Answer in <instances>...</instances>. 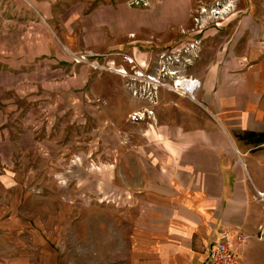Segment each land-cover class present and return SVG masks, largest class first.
<instances>
[{
	"label": "crops",
	"instance_id": "crops-1",
	"mask_svg": "<svg viewBox=\"0 0 264 264\" xmlns=\"http://www.w3.org/2000/svg\"><path fill=\"white\" fill-rule=\"evenodd\" d=\"M125 1L0 0V86H37L35 76L55 75L57 61L66 57L60 46L67 54L96 52L105 46L104 28L113 42L122 33L137 39L142 31L168 42L189 26L188 2L149 0V8L138 13ZM236 11L240 18L231 20L232 15L213 32L220 42L211 57L198 71L177 77L178 83L194 86L188 92L196 113L186 116L182 107L190 104L178 100L174 117L156 113L159 122L132 132L135 145L116 153L114 193L126 196L133 216L125 255L112 252L116 261L201 264L222 229L251 236L241 248L240 264L260 259L264 207L257 194L263 197L264 189L250 173L259 168V153H251L238 136L264 132V20L248 15L246 6ZM5 117L0 113V127ZM34 137V132L7 130L0 132L5 141L0 143L24 150L25 140ZM35 226L0 208V264H44L34 252ZM260 231L263 238L257 240ZM101 258L99 252L97 264L110 263Z\"/></svg>",
	"mask_w": 264,
	"mask_h": 264
},
{
	"label": "rangeland",
	"instance_id": "rangeland-1",
	"mask_svg": "<svg viewBox=\"0 0 264 264\" xmlns=\"http://www.w3.org/2000/svg\"><path fill=\"white\" fill-rule=\"evenodd\" d=\"M177 1L190 3L181 40L163 42L142 31L137 39L122 33L113 42L104 28L105 46L96 52L67 54L60 46L66 57L57 61L55 75L35 76L37 86H0V113L7 122L0 132L35 133L24 150L0 141V208L37 224L34 252L44 264L48 259L49 264H97L99 252L102 260L124 264L112 256L113 250L118 258L125 255L133 218L129 200L113 189L118 149L135 145L130 134L159 122L154 116L161 110L174 117L178 100L190 104L182 107L186 116L196 113L192 91L178 90L177 77L198 71L218 49L213 32L232 15L231 20L240 18L234 17L236 9L246 6L248 15L264 20V0ZM125 3L137 12L149 8V0ZM248 147L259 153V168L250 173L264 189V139ZM257 195L264 207V196ZM259 253L257 264H264V246Z\"/></svg>",
	"mask_w": 264,
	"mask_h": 264
},
{
	"label": "built area",
	"instance_id": "built-area-1",
	"mask_svg": "<svg viewBox=\"0 0 264 264\" xmlns=\"http://www.w3.org/2000/svg\"><path fill=\"white\" fill-rule=\"evenodd\" d=\"M22 1L28 4L27 0ZM223 10L225 9L214 10L212 14L222 13ZM201 12H204V10H201ZM262 236L259 233L257 238L261 239ZM250 238L251 236L240 231L220 230L217 240L206 248L201 264H240L241 248Z\"/></svg>",
	"mask_w": 264,
	"mask_h": 264
},
{
	"label": "trees",
	"instance_id": "trees-1",
	"mask_svg": "<svg viewBox=\"0 0 264 264\" xmlns=\"http://www.w3.org/2000/svg\"><path fill=\"white\" fill-rule=\"evenodd\" d=\"M238 138L244 140L247 144H260L264 139V132L261 134H253V133H244L243 135H239Z\"/></svg>",
	"mask_w": 264,
	"mask_h": 264
},
{
	"label": "bare ground",
	"instance_id": "bare-ground-1",
	"mask_svg": "<svg viewBox=\"0 0 264 264\" xmlns=\"http://www.w3.org/2000/svg\"><path fill=\"white\" fill-rule=\"evenodd\" d=\"M115 72H117L119 74L123 73L122 70H118V71H115ZM190 83H192V82H190ZM178 85H179L178 86L179 87L178 90H180L181 92H183V91H191L193 89V87H194L192 84H190V85H189V83L182 84V82L178 83Z\"/></svg>",
	"mask_w": 264,
	"mask_h": 264
}]
</instances>
